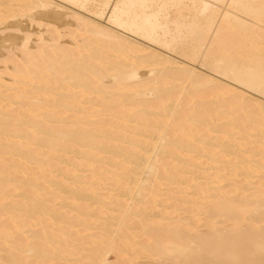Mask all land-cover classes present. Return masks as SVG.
Wrapping results in <instances>:
<instances>
[{"label": "bare ground", "instance_id": "obj_1", "mask_svg": "<svg viewBox=\"0 0 264 264\" xmlns=\"http://www.w3.org/2000/svg\"><path fill=\"white\" fill-rule=\"evenodd\" d=\"M13 2L15 16L0 14L1 27L24 18L64 31L74 26L65 33L78 35L69 37V49L63 46L68 35L62 40L58 28V42L47 38L52 42L46 45L37 36L43 46L51 45L43 51L27 30L38 52L18 64L31 50L25 36L20 43L27 50H18L23 54L18 52L17 64L2 58L15 67L8 77L0 74V264H108L112 251L119 264H138L143 257L144 264H264V107L242 103L245 113L236 116L241 94L230 88L237 84L264 96V0ZM58 10H71L68 18L76 24L65 23L67 15ZM19 23L5 31L20 34L25 27ZM154 47L161 51L154 53ZM196 64L211 74L198 77L190 66ZM217 76L231 84L212 85ZM183 82L212 86L213 101L234 92L233 102L196 122L188 113L195 108L187 107L194 91L174 87L191 96L180 102L162 94ZM149 94L157 105L134 101ZM103 113L109 118L96 124ZM222 120L227 122L216 127ZM256 142L244 156L232 153ZM149 151L160 155L151 162ZM227 156L234 157L233 169L225 164L229 175L199 163L205 157L208 165L220 166ZM143 174L153 178L140 179ZM254 175L261 178L248 193ZM236 177L238 187L225 186ZM139 184L149 193L131 205L126 196ZM163 186L173 189L161 199ZM90 201L94 210L85 207ZM158 207L159 219L151 217ZM186 212L190 216L181 218ZM98 222L90 236L75 230Z\"/></svg>", "mask_w": 264, "mask_h": 264}, {"label": "rangeland", "instance_id": "obj_2", "mask_svg": "<svg viewBox=\"0 0 264 264\" xmlns=\"http://www.w3.org/2000/svg\"><path fill=\"white\" fill-rule=\"evenodd\" d=\"M13 1H15V0H13ZM13 1H11V0H2V1H0V10H1V12H0V14H7V16H4L5 18H7L8 20H11V14H13V16H15V13H10V12H14V8H12L16 3L15 2H13ZM10 2V3H9ZM5 3V4H4ZM12 3H15V4H12ZM3 5V6H2ZM7 6V7H6ZM5 8V9H4ZM8 9H11V10H9V12L7 11ZM18 8H16L15 10H17ZM6 10V11H5ZM49 10H52V8H50ZM57 10V9H56ZM60 11H62V10H60ZM66 11H70V13H64V12H66ZM64 10V11H62V12H59V10H58V12L59 13H61V14H65V15H67V21H65V23H72V24H76V19H71V18H68L69 17V15L71 16V10ZM6 12V13H5ZM82 14H84V15H86L87 13H85V12H82ZM88 15V14H87ZM64 17V19L66 20V18ZM72 17V16H71ZM22 19H24V18H17V20H18V23L22 26V27H25L23 30L24 31H22V32H20V34H19V32H14V30H6L5 31V28L9 25H12V22L13 23H15L16 21L15 20H13V18H12V21H7L8 22V24H4L2 27L0 26V32L2 31L1 29H3V32H1L0 33V36H3V37H0V43H2V44H4V45H2L1 44V46H0V49L2 50H0V74L3 76V77H5V76H7L8 77V75H10V73H12V69L11 68H13V67H11L14 63H16L17 62V55H18V58L20 57V55H22L23 53L21 52H19L18 50H21V47L23 48V46H22V44L20 43L22 40H24V37L25 36H27L26 38H28V37H30V35L28 34L29 32L28 31H30V34L33 36V35H35L33 38L35 39H33L32 41H33V45L36 43V42H38L40 45H36V46H34V47H42L43 46V44L42 43H40V41L39 40H41V42H45V44L47 45V43L48 44H50L52 41H54L57 37L56 36H59V39H61L60 38V35H56V34H58V33H62V34H64V37H62V40H63V38H65V34H67L68 36H66V40L64 39V43H68L66 46L63 44V46L65 47V48H70L71 47V45H73L74 44V41L73 40H71V38L69 39V37H72L73 35H78V33H77V31H76V33L77 34H75L74 33V30H71L72 31V33H70L71 35L69 36V33H65L66 31L68 32L69 31V28L70 27H74V26H67V25H65V29H68V30H65L64 31V26H63V29H62V27L61 28H58V27H55V29H57V31H59L58 33H54L55 32V29H53L54 27L52 26V24H49L50 26H52V28H51V30L52 31H48V30H50L49 28H46V26H47V23L46 22H44V24L46 25V26H43L44 24L43 23H41L42 21H37V22H39V23H36L35 21L33 22V23H31L32 24V27L30 26L31 24H30V22L31 21H29L28 22V20L29 19H24V20H22ZM20 20V21H19ZM27 22H26V21ZM69 20V21H68ZM71 20V21H70ZM75 20V21H74ZM97 21H99V22H101V24H103L105 27H109L108 25L109 24H107V21L106 20H104V19H96ZM15 21V22H14ZM23 21V22H22ZM25 21V22H24ZM7 22H5V23H7ZM30 25H29V24ZM24 24V25H23ZM34 24V25H33ZM74 24V25H75ZM38 25H41L42 26V28H40ZM34 26H38V27H35V28H37L36 30H35V28H33ZM50 26H47V27H50ZM5 27V28H4ZM28 27V28H27ZM32 29H31V28ZM43 27H45V29H47L46 30V32H45V30L43 29ZM34 29V31H32ZM39 29V30H38ZM60 29V30H59ZM73 29V28H72ZM74 29L75 30H77L76 29V27H74ZM28 30V31H27ZM41 30V31H40ZM8 31H10L9 33H8ZM47 31H48V33H47ZM62 31V32H61ZM70 31V32H71ZM26 32V33H25ZM7 33V34H6ZM13 33H16V35L14 34L13 35ZM21 33H24V34H21ZM37 33H38V35H37ZM40 33H42V36H45V37H43L42 38V36H40L39 37V34ZM6 34V35H5ZM12 34V35H11ZM18 34V35H17ZM47 34V35H46ZM5 35V36H4ZM10 35V36H9ZM22 35H24L23 37H22ZM41 35V34H40ZM48 35H50V37H48ZM55 35V36H54ZM32 36L29 38V41H30V43L29 44H31L32 45V42H31V38H32ZM38 36V38H41V39H38V38H36ZM52 36V37H51ZM8 37H10V38H8ZM54 37H55V39H54ZM11 38L12 39H18V44L16 43V45H14V43L12 42V41H8L9 39L11 40ZM47 38H49V39H51V40H48ZM80 38H82V37H80ZM58 39V38H57ZM59 39L58 40H56L55 42H58L59 41ZM71 40V41H73V44H70V41L69 40ZM38 40V41H37ZM68 40V41H67ZM79 40H82V39H79ZM3 41H5V42H7V43H5V42H3ZM36 41V42H35ZM67 41V42H66ZM9 42L10 43H12V44H9ZM63 42V41H62ZM37 43V44H38ZM59 43H61V40H60V42ZM28 44V45H29ZM53 44V43H52ZM9 45V46H8ZM10 45H11V47H10ZM33 45L32 46H30V48L29 47H27L29 50H30V52L29 51H27V52H25V53H27V55H22V57H21V59L22 60H20V58H19V60H20V62L21 61H23L24 59H26L27 57H29L28 56V54H32V51L34 50V52L36 53V52H38V51H36L37 49L36 48H34L33 47ZM70 45V46H69ZM4 46V47H3ZM6 46V47H5ZM15 46H17L16 48H18V49H16V50H14L15 49ZM51 46V45H50ZM47 47V46H43L41 49L43 50H45V51H50V49L52 50V48L51 47ZM56 46V45H55ZM55 46H53L52 45V47L53 48H55ZM69 46V47H68ZM1 47H3V48H1ZM19 47H20V49H19ZM39 47V48H40ZM46 47V48H45ZM147 47V46H146ZM5 48V49H4ZM11 48V50H13V51H10V50H7V49H10ZM50 48V49H49ZM7 50V51H6ZM24 50H27V49H25V48H23V50H21V51H24ZM43 50V51H44ZM41 51V50H40ZM152 51H154V53H156V51H161L159 48H155L154 47V49H152ZM8 52H11V53H8ZM20 53V55H19V53ZM5 53V54H4ZM18 53V54H17ZM16 55V56H15ZM24 56H27L26 58L24 57ZM2 58H9L10 60H13V62H10L8 59L7 60H5V61H3L2 60ZM257 57H254V59H256ZM16 59V60H15ZM28 59V58H27ZM26 59V60H27ZM15 60V61H14ZM18 60V61H19ZM179 61H181V59H178ZM18 62V64H22L23 62ZM5 63H6V65H5ZM12 63V64H11ZM17 64V63H16ZM188 64V63H187ZM2 65V66H1ZM3 66L5 67V66H8L6 69L7 70H5V69H3ZM190 66H192L193 67V69H194V71L197 73V75H198V77L200 76L201 77V75L202 76H204V78L205 77H207L206 75L207 74H211V72L210 71H208V73L205 71V69L201 66V65H190ZM14 67H15V64H14ZM2 68V69H1ZM2 70H3V72H2ZM169 70H172V69H169ZM7 71L9 72V73H7ZM142 72L144 71V72H147V70H141ZM4 74V75H3ZM204 78H196L195 79V81L196 80H199V79H204ZM217 79H211V81H212V85H214V83H217L218 85H221V86H228V85H230L231 84V81H229V80H227L226 78H224V77H216ZM214 81H217V82H214ZM194 82V81H193ZM228 82H230L229 84H228ZM122 83H125L123 80H122V82L120 81L119 82V84H122ZM192 84V82H189V84H188V82H183V83H181V84H178V83H175V84H171V85H168L163 91H164V93H162V94H164L163 96H164V98H167V99H177V100H179V98H180V100L181 101H185L186 99H188L189 97H191L190 95H189V93H181V90H179V89H175L174 87H176V86H178V88L179 87H186V89H187V92L189 91V92H191V91H194V92H192V93H190L191 95H192V97L193 98H190L189 99V102H190V106H189V102H188V105H187V107H190L191 108V105H196L197 104V106H192V108H195V110L196 111H194L193 109H192V113L190 114V112H188L189 113V116H190V118H192L193 120H195L196 122H198L197 120H200L201 118H203L204 116L207 118V117H209V116H214V114H219L220 113V110L221 111H224V106L226 105V103L225 102H227V105L225 106V108H229L230 107V105H228V104H232V100H230V99H233V94H234V92H235V94L237 93V94H241L240 96H241V100L239 101V102H237L238 104H236V108L234 109V111L233 110H231V112L233 111V112H235L237 115L236 116H238V117H240L241 115H243L245 112L242 110V107H244L246 104L247 105H251V106H254L255 107V105H259V103H260V105L262 106V107H264V96L261 94V93H258V92H255V91H253V90H246V91H243V90H245L243 87H240V86H238L237 84H235L234 86L233 85H230V88L234 91V92H232V93H230L229 95H227V97H225V98H223L222 97V100H217V101H213L212 100V98L209 96V95H212V93H210V92H212L211 91V87L212 86H210V85H208V84H205V83H203L202 85H198V86H192L191 85ZM205 84V85H204ZM228 84V85H227ZM233 84V83H232ZM175 85V86H174ZM192 86V87H191ZM232 86V87H231ZM236 86V87H235ZM201 87V88H200ZM191 88V89H190ZM210 88V89H209ZM240 88V89H239ZM183 89V88H182ZM189 89V90H188ZM200 89H202V90H200ZM206 89L208 90L209 89V93H208V91H206ZM174 90V91H173ZM170 91V92H169ZM173 91V92H172ZM249 91V92H248ZM251 91V92H250ZM242 92V93H241ZM178 93V94H177ZM179 93H181L180 95H179ZM193 93L194 94H198V95H194L193 96ZM177 94V95H176ZM182 94H184V95H182ZM204 95H206V96H204ZM133 96V95H132ZM131 96V97H132ZM142 96H144V95H142ZM142 96H138L139 98L140 97H142ZM148 96V97H147ZM171 96V97H170ZM182 96V97H181ZM200 96H202V97H200ZM229 96V97H228ZM135 97V96H134ZM145 97V98H144ZM143 98H140V100H139V98H136L135 97V99H134V101H136L137 99V101L138 102H144V104H145V102L146 103H148V104H146L147 106L148 105H157V103L159 102V100L156 98V96H153V97H151V94H149V95H145ZM173 97V98H172ZM187 97V98H186ZM196 98V99H195ZM176 100V101H177ZM180 100H179V102H180ZM228 101H229V103H228ZM231 101V102H230ZM255 101V102H254ZM178 102V101H177ZM214 102V103H213ZM217 102H219V103H217ZM222 102V103H221ZM201 103L203 104V107L202 108H204V107H206V106H209V109H211V110H208V109H206V111H204V109L202 110V108H201ZM242 103H244V104H242ZM221 106H220V105ZM222 104H225L224 106L222 105ZM241 104V105H240ZM255 104V105H254ZM200 107H199V106ZM205 105V106H204ZM240 105V106H239ZM244 105V106H243ZM174 106H176V105H174ZM220 108H219V107ZM196 107H197V109H196ZM241 107V108H240ZM111 108H113V106H111ZM180 107H178V109H177V112H179L180 110L182 111V108H180ZM118 110V109H117ZM202 112H204L203 114H202ZM230 112V111H229ZM230 112V113H231ZM108 113V114H107ZM106 113V115H109V113L110 112H107ZM198 115V116H196V115ZM192 115V116H191ZM71 115H69L68 117H70ZM103 116H104V118L102 117V118H97L98 119V121H97V119L96 120H94V121H97L96 122V124L97 123H99V121H102V120H104L105 119V113H103ZM195 117H198L197 118V120L195 119ZM109 117L107 116L106 117V119L105 120H107ZM241 119V118H240ZM200 122V121H199ZM225 122H227V120H222V121H220V122H218L217 123V125H216V127H219V126H222L223 124H225ZM94 124H95V122H94ZM231 127V126H230ZM235 131H232L231 133H232V137L230 136V138H232V140L234 139V140H236L237 138L234 136L235 134H237V130H236V132L234 133ZM214 136H215V134H214ZM234 136V137H233ZM263 143H264V140H263ZM257 145L259 146L260 144L259 143H255L254 145H248V146H246V147H244L243 149H241V150H239L240 151V153H239V151L238 150H236V152H232V153H238L239 155L241 154V155H245V152H247L250 148H252L253 146L254 147H257ZM163 145H161L160 146V148L162 147ZM253 147V148H254ZM158 150H160V152H161V149H157V151ZM243 150V151H242ZM184 151V150H183ZM234 151V150H233ZM149 154H150V160H151V162L153 161V160H155L160 154L159 153H152V151H149ZM155 157H154V156ZM193 155V157H195V155H197V154H192ZM228 155H229V153H228ZM229 159H228V158ZM226 158L227 159H224V161H226V163L224 162V161H222V162H220L219 164H220V166L219 165H215V166H211V165H208L207 163H209V161H208V159L206 158L205 159V157L199 162L200 164H202L203 162L202 161H204V163L202 164V168L203 169H206V170H208L209 169V171L210 170H212L211 172H216V170H226V171H224V174H232V170L230 171V170H228L227 168L229 167V168H231V169H233L232 168V166L234 165V157L232 156H227ZM152 158H154V159H152ZM230 158L232 159V161H229L230 160ZM163 162H168V160H164ZM202 162V163H201ZM229 162H231V165H227V164H229ZM236 163V162H235ZM163 164V163H162ZM206 164V165H205ZM221 164H226L225 166L224 165H221ZM95 166H97L98 168L99 167H101V165L98 163L97 165H95ZM85 175V174H84ZM148 174H143L142 175V177H144V178H140V179H152L151 177H148L147 176ZM260 175V174H259ZM259 175H254V176H252V178L254 179L255 178V180H251V181H249L250 182V184H252V185H250V184H248V193H252V192H254V191H256L255 190V184H253V181H258L261 177L260 176H262V174L259 176ZM256 176V177H255ZM259 178H258V177ZM239 177L241 178V181H242V179H244L243 178V176L242 175H239ZM239 177H236V179H234L233 181L234 182H232L231 184L230 183H226L225 184V186H227L228 187V185L230 186L229 187V189L230 188H232V187H238V185H237V183L238 182H240V178ZM258 179V180H257ZM235 180H237V181H235ZM164 183V184H163ZM165 183H166V187L167 186H169V184L166 182V181H163L161 184H163V185H165ZM236 184V185H232V184ZM141 186H143L142 188L144 189L143 190V192H142V189H141ZM232 186V187H231ZM146 187L147 186H145V185H140L139 184V188L140 189H138V186L137 187H135L134 188V190H133V194H134V196H133V194H131L132 196H129V195H127L126 196V200H128V202H129V204H136V203H139L141 200H142V197H144L147 193H149L148 192V189L146 190ZM166 187H162L161 189H160V191L157 193V194H159L161 197V199H163V198H166L168 195V193H170V192H167V191H171L172 189H173V187L172 186H170V187H168V188H166ZM162 189H164V190H162ZM228 189V188H227ZM141 190V192H139ZM136 191V192H135ZM165 193V194H163V193ZM144 193V194H143ZM160 193H162L163 195H161ZM166 195V196H165ZM69 197V196H68ZM130 197H134L132 200H131V198ZM132 202V203H131ZM134 202V203H133ZM219 202H220V204H221V201L219 200V201H217V202H214V203H218V205H219ZM90 203V204H89ZM86 202V204H85V207H89V210H94V203L93 202ZM216 204H214V206L216 205ZM84 205V204H83ZM162 209V207L160 208V207H158L157 209H155V210H151V212H150V214L149 215H151V217H153V218H155L156 217V219L158 218L159 219V210H161ZM261 210V209H260ZM264 210V207L262 208V210L261 211H263ZM117 212V214H119V211H116ZM186 214V215H185ZM185 214H183L182 216H181V218H184V216H185V218H188L189 216H190V214H189V212H186ZM188 214V215H187ZM176 215V214H175ZM174 215L172 214L171 215V217H173ZM188 216V217H187ZM177 216H175L174 218H176ZM175 220V219H174ZM177 220V219H176ZM117 223V222H116ZM116 223H114L113 224V226L116 224ZM98 224V225H97ZM97 224H94V225H92V229L89 227L88 229H85V228H83V227H81V228H79V229H75V230H78V231H80L84 236L85 235H87V236H90V234H95L97 231H94V230H97V228L96 227H98L99 225H100V223L98 222ZM228 228L231 226V223H228V224H225ZM225 225H223L222 227H226ZM93 226H94V228H93ZM226 227V228H227ZM263 227H264V225H263ZM38 228H40V227H38ZM227 228V229H228ZM41 229V228H40ZM80 229H82V230H80ZM115 229V227H113L112 228V230H114ZM89 234H87V233ZM117 254V253H116ZM113 251L112 252H109V254H107V257H106V260L108 261V264H119V259H118V257L119 256H117ZM32 261H33V259L32 258H30ZM29 259V261H31ZM76 260L78 259V258H75ZM146 258H141V259H139V260H136V263L138 262V264H144V263H146ZM60 261H58V263H59ZM52 264H56V262L55 261H52ZM78 264V263H77Z\"/></svg>", "mask_w": 264, "mask_h": 264}]
</instances>
